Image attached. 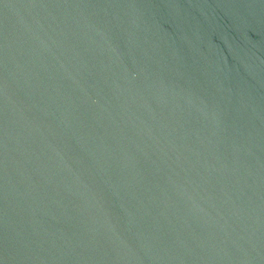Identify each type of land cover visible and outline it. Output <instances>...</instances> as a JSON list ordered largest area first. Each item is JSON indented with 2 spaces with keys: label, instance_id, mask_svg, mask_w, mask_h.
Here are the masks:
<instances>
[{
  "label": "water",
  "instance_id": "95a60500",
  "mask_svg": "<svg viewBox=\"0 0 264 264\" xmlns=\"http://www.w3.org/2000/svg\"><path fill=\"white\" fill-rule=\"evenodd\" d=\"M0 264H264V0H0Z\"/></svg>",
  "mask_w": 264,
  "mask_h": 264
}]
</instances>
